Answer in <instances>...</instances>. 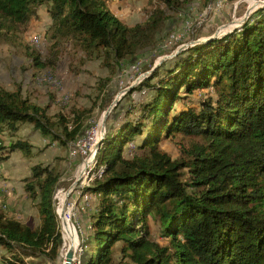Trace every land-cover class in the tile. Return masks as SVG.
<instances>
[{"label":"trees","instance_id":"1","mask_svg":"<svg viewBox=\"0 0 264 264\" xmlns=\"http://www.w3.org/2000/svg\"><path fill=\"white\" fill-rule=\"evenodd\" d=\"M148 1L147 19L127 24L108 0H0V22L26 28L47 5L52 23L46 36L53 47L72 43L85 60L99 58L116 69L154 48L171 11L186 5ZM28 55L33 67L55 68L53 57L35 49ZM143 88L148 98L130 102L123 120L110 122L96 156L104 170L82 189L96 201L79 264H264V7L240 28L159 64L135 89ZM198 90L204 92L195 96ZM49 109L20 89L0 87V132L32 123L61 145L77 143L84 114L76 111L71 122ZM175 135L193 138L179 146L178 158L161 147ZM0 149L1 162L13 151L30 154L32 144L17 139ZM60 177L53 166L31 167L25 190L40 224L7 217L0 205L1 246L14 252L18 244L27 254L47 251L57 258L63 242L54 205ZM77 204L87 206L82 197Z\"/></svg>","mask_w":264,"mask_h":264},{"label":"rangeland","instance_id":"2","mask_svg":"<svg viewBox=\"0 0 264 264\" xmlns=\"http://www.w3.org/2000/svg\"><path fill=\"white\" fill-rule=\"evenodd\" d=\"M263 1L185 0L184 10L181 12L171 11V18L164 25L158 44L116 69L104 65L102 59L99 58L85 60L84 54L72 43L64 42L53 47L52 41L46 36L52 23L47 5H41L38 8L37 16L31 18L26 28L12 30L11 27L8 28V24L0 22V87L9 90L20 89L22 94L31 101L40 105H50L49 113L64 112L71 122L76 111L82 112L86 125L81 139L76 140L77 143L71 142L69 145L61 147L60 153L69 154L70 158L64 155H53L52 147L61 146L57 140L53 142L51 139L48 142L41 141L45 146L41 145L42 147L38 148L41 161L39 163L55 167L61 176L54 193L55 213L63 241L57 258H50L47 251L35 255L27 254L29 251L18 244L14 245V252L0 245L4 250L2 254L0 253L3 263L8 259L11 262L18 260L24 264H65L70 249L74 253L76 252L75 257L71 258L72 263H80V256L84 250L82 243L86 233H84L83 221L80 220L82 207L80 208L77 203L79 197H82L86 204L92 200V195L83 193L82 189L100 176L104 170L102 166L97 165L98 151L96 154H91V149L93 150L101 137L102 127L100 128V126L105 112L110 109L104 129L106 134L110 122L117 118L123 120L125 110L130 102L148 98L149 90L147 88L140 90L135 88L152 74L156 65L174 58L184 49L201 41L208 42L213 36L220 38L234 29L240 28L245 23L242 21L248 11H251L250 17L264 7ZM107 5L127 24L146 20L152 7L148 0H108ZM177 34L181 36V39L172 40V35ZM35 39H40L39 43ZM198 40L200 41L198 42ZM34 49L45 58L53 57L55 68L50 66L42 69L33 67L28 54ZM177 51L179 52L176 55H172ZM156 80L157 78H154L152 82ZM203 92V90H198L195 92V96H200ZM110 118H112L111 121ZM8 131L5 129L0 132L3 144L6 142L5 139L10 137ZM92 131L94 133L90 134L89 132ZM82 137L87 140L85 148L88 150V154L86 156L85 154L77 156L70 154L73 144H78ZM10 140L13 142L16 139ZM192 140V137L175 135L171 138H164L161 141V147L173 158H178L180 155L179 146L181 144L189 145L193 142ZM49 146H52L51 149L45 151ZM127 146L130 149L127 154L130 155L133 152L131 150L134 148V143L130 142ZM24 154L27 156L26 153ZM90 154L84 174L86 184L78 190L81 185V179L79 180L69 196L67 207L64 208L63 203L65 205L67 198L66 191L72 186L83 167V159ZM28 158L31 157L28 156ZM20 159L25 161L23 169L24 175H26V171H31L30 163H26L23 157ZM30 176L31 174L24 176L22 180L26 183ZM94 202L95 199L85 208ZM61 207L70 212L61 214ZM10 213L11 210L7 209L5 214L7 217L23 221L20 215H9ZM66 218L71 226L66 225ZM35 224H40L38 215L37 219L31 222V225L35 226ZM151 228L153 234L163 242L159 236L158 226L152 222Z\"/></svg>","mask_w":264,"mask_h":264},{"label":"crops","instance_id":"3","mask_svg":"<svg viewBox=\"0 0 264 264\" xmlns=\"http://www.w3.org/2000/svg\"><path fill=\"white\" fill-rule=\"evenodd\" d=\"M7 133L10 134V137L6 138L5 144H10L12 142L10 139H23L27 140L32 144V150L30 154H27V156L22 151H13L9 154V156L0 162V184L2 182L4 183V191H3V199L0 200V205L5 207L6 210H11V213L9 215L18 216L20 215L21 218H23V222L27 224H31L32 220L37 219L40 221L39 216V210L37 206L35 205V202L31 200V198L28 196L26 190H25V182L22 180V178L25 176H28L31 174V171H26V175H24V169L23 166H25V161L20 159L23 157L26 160V163H30V169L31 167L37 163L41 162L39 159V153L38 148L42 147L41 145H44L41 141H50V138L47 136H44L38 129L34 127L31 123H24L19 126V128L15 132L8 131ZM53 142V140H51ZM0 144H3V141L0 140ZM48 145V144H47ZM61 145V144H60ZM49 146L46 148L45 151L51 149ZM63 147L61 146H53L52 151L53 155H64L69 156V154H65L64 152L60 151ZM31 157L30 159L28 158ZM23 174V175H22ZM95 199V196H93L92 200ZM91 200V201H92ZM90 201V202H91ZM96 201V199H95ZM89 202V203H90ZM88 203V204H89ZM80 206L82 205L80 201ZM87 204V205H88ZM95 204V202L93 203ZM91 203L90 206L87 208H81L80 210V220L83 221L84 226V233L86 235L89 234L90 230V222H91V207L93 205ZM18 212V213H17ZM22 221V220H21ZM38 224H35L37 226ZM4 250L0 247V253L2 254ZM4 260V259H3ZM5 261V260H4ZM0 264H6V261L3 263L0 259ZM8 264V263H7Z\"/></svg>","mask_w":264,"mask_h":264},{"label":"water","instance_id":"4","mask_svg":"<svg viewBox=\"0 0 264 264\" xmlns=\"http://www.w3.org/2000/svg\"><path fill=\"white\" fill-rule=\"evenodd\" d=\"M263 3H264V1H263ZM250 13H251V11H248V13L246 14V17L243 19V21H242V23H244V22H246V20L249 18V15H250ZM213 38H216V36H213ZM212 38V39H213ZM200 40H198V42H199ZM202 42V41H201ZM179 51H177L175 54H172V55H176L177 53H178ZM162 62H160L159 64H161ZM158 64V65H159ZM158 65H156L155 67H157ZM154 67V68H155ZM153 68V69H154ZM116 101V100H115ZM109 113H110V109H108L106 112H105V114H104V116H103V120H102V122H101V127H102V133H101V137H100V139L97 141V143L95 144V146H94V148H93V150H92V153L91 154H96V152L98 151V148H99V146H100V144H101V142H102V140L104 139V137H105V123H106V120H107V118H108V115H109ZM87 165H88V158H86L85 159V161H84V166H83V172L87 169ZM82 178V175L81 174H78V176L76 177V180L74 181V183L72 184V186L66 191L67 192V198H66V201H65V205H64V208H66V206H67V201H68V199H69V196H70V194H71V192L73 191V189L75 188V186L78 184V182H79V180ZM75 255H76V252L74 253V251L73 250H69L68 251V254H67V257H68V262H67V264H72V260H71V258L74 256L75 257Z\"/></svg>","mask_w":264,"mask_h":264},{"label":"built area","instance_id":"5","mask_svg":"<svg viewBox=\"0 0 264 264\" xmlns=\"http://www.w3.org/2000/svg\"><path fill=\"white\" fill-rule=\"evenodd\" d=\"M179 38L181 39V36H180L179 34H177V35H172V40H179ZM35 40L38 41V43H39V40H40V39H35ZM100 128H101V126H100ZM99 130H100V129H99ZM89 133L92 134V133H94V132L92 131V132H89ZM86 145H87V140H86L85 138L82 137V140L79 141L78 144H73V150L70 152V154L75 155V156L85 154V156H86V154H88V153H87L88 150L85 148ZM93 145H94V144H93ZM91 151H92V149H91ZM90 156H91V154H90V155H87V157H85V158L83 159V166H84V161H85V159H86V158L89 159ZM84 174H85V171H84ZM84 174L82 175V178H81V180H80V184H81V185L78 187V190L80 189V187L85 186V184H86V182H84ZM4 183H5V182H2V183L0 184V200L3 199ZM91 199H92V198H91ZM66 207H67V206H66ZM64 250H65V248L63 249V251H64ZM72 264H73V263H72Z\"/></svg>","mask_w":264,"mask_h":264},{"label":"bare ground","instance_id":"6","mask_svg":"<svg viewBox=\"0 0 264 264\" xmlns=\"http://www.w3.org/2000/svg\"><path fill=\"white\" fill-rule=\"evenodd\" d=\"M98 138V137H97ZM81 139V138H80ZM81 141V140H80ZM79 174H81V175H83L84 174V172H83V167L80 169V172H79ZM3 191H4V189H3ZM63 207H64V203H63ZM63 207H61V214H68V209H66V210H64V209H62ZM70 212V211H69ZM66 225H70V223H69V220L67 221V218H66ZM71 226V225H70ZM67 262H68V257L66 258V262H65V264H67Z\"/></svg>","mask_w":264,"mask_h":264}]
</instances>
